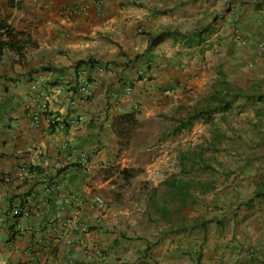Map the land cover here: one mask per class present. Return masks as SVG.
<instances>
[{"label": "crops", "instance_id": "obj_1", "mask_svg": "<svg viewBox=\"0 0 264 264\" xmlns=\"http://www.w3.org/2000/svg\"><path fill=\"white\" fill-rule=\"evenodd\" d=\"M0 20L32 41L22 55L7 50L0 61V105L10 111L0 120V171L15 173L23 160L36 165L35 175L15 178L8 196L0 182V264H264V4L0 0ZM161 33L168 36L155 42ZM196 38L199 44L187 45ZM83 69L93 85L89 98L79 94ZM132 113L142 123L135 138L187 133L220 155L204 166L212 173L201 182L203 195L189 189L181 206L169 190L157 210L170 227L141 235L107 231L113 220L91 208L85 193L86 175L118 151L115 119ZM56 115L67 120L65 131L52 123ZM135 138L126 151L139 149ZM34 144L38 155H15ZM188 157L189 170H200ZM174 177L198 184L179 175L165 184ZM45 178L78 190L82 206L52 222L45 200L57 197L43 190ZM35 191L32 216L16 232L10 204ZM170 202L179 205L171 211ZM73 212L89 231L72 228Z\"/></svg>", "mask_w": 264, "mask_h": 264}, {"label": "rangeland", "instance_id": "obj_2", "mask_svg": "<svg viewBox=\"0 0 264 264\" xmlns=\"http://www.w3.org/2000/svg\"><path fill=\"white\" fill-rule=\"evenodd\" d=\"M9 112L7 107L0 105V120L6 113L10 114ZM140 128L132 140L138 136ZM148 129L156 131V126L151 123ZM140 135L135 138L138 150L130 152L126 151L128 147H119L118 151L109 155L108 164L103 163L86 175L85 193L89 197L87 200L90 202L97 195L104 199V208L97 211L106 216V221L113 220V228L107 222L103 225L111 233L125 232L128 228L134 234L141 235L142 230L154 233L164 225L169 228L170 225L166 221L168 216L163 217L157 210V207L163 205V199L171 189L164 180L174 175L187 180L194 179L198 184L193 183L190 190L200 197L203 195V189L207 188L201 182L209 179L212 173L204 166L212 165L220 158V155L205 149L203 137L194 139L186 133L184 136L163 141L157 133L156 136H148L143 132ZM162 141L158 146L157 143ZM193 149L198 150L197 154L192 152ZM184 156L194 159L201 169L196 171L192 165L189 170V160L184 159ZM178 205L176 202H170L168 208L172 211V208ZM198 211L199 209L193 208L190 213ZM176 214L179 215L172 212L169 216L176 218Z\"/></svg>", "mask_w": 264, "mask_h": 264}, {"label": "built area", "instance_id": "obj_3", "mask_svg": "<svg viewBox=\"0 0 264 264\" xmlns=\"http://www.w3.org/2000/svg\"><path fill=\"white\" fill-rule=\"evenodd\" d=\"M238 39L241 40L244 44H246V41L242 37L238 36ZM258 47L259 49L262 50L264 48V42H260ZM80 76L82 79L81 86L79 88L80 93L79 92L76 93L72 91V95L76 96L79 93L84 98H89L93 92V85L92 82L90 81L89 73L86 69H83L80 71ZM33 121L35 124H39L40 122L39 115L33 116ZM52 123L56 124L57 128L60 131H65L68 122L62 115H56ZM69 144L70 141L66 140L63 143V147L67 148ZM40 151H41L40 147L34 144L27 147L25 150L22 148H16L15 155L19 157H23L24 154L27 152L32 153L33 155H38ZM80 157H81L80 162L82 164H86L88 161V153L86 151H82ZM49 165H50L49 161L46 160L44 162V167H48ZM35 166H36L35 164H29L26 160H23L20 163L18 170L15 171V173L0 171V182L4 186V190L2 191V193L5 196L9 195V189L12 187L16 177H23L26 175L29 176V175H33V173L35 175V171L34 172L32 171L33 167ZM42 183H43V190L45 191L46 194H55L57 197L54 203L50 199L45 200L47 213L50 214V211H52V214L50 216V220L52 222L56 221L57 219H60L61 216L71 211H74L77 205L78 207L82 206L83 200L81 199V193L78 190L74 188H69L68 191H65V183L53 182L47 178L43 179ZM35 195H36V191L32 192L22 201H16L10 204V212L14 219V227L16 229L15 230L16 232L23 231L22 221L29 219L32 216L33 213L32 208L35 201ZM88 204L90 205L91 208L100 210L104 208L105 201L101 196L97 195L92 199L91 203L89 202ZM73 213L74 216L72 218V228L76 231H85V232L89 231L91 229L90 224L83 222L79 217V213H75V212ZM38 240L40 241V238H38ZM100 258L104 260L107 258V256L104 255L103 253H100ZM6 264H25V263L9 262ZM246 264H251V263L247 262Z\"/></svg>", "mask_w": 264, "mask_h": 264}, {"label": "trees", "instance_id": "obj_4", "mask_svg": "<svg viewBox=\"0 0 264 264\" xmlns=\"http://www.w3.org/2000/svg\"><path fill=\"white\" fill-rule=\"evenodd\" d=\"M259 1L260 4H264V0ZM166 36H168L167 33L157 35L155 42H160ZM31 42L30 37L15 30L9 24L0 20V61L7 50H13L17 54L22 55L26 47L30 45ZM200 42V38H196L188 42L187 45L193 46L199 44ZM140 127L141 121L135 113L119 116L115 119L113 123V130L119 139V147L121 149L130 145L132 138ZM183 158L188 159V156H184ZM184 172L186 173V171ZM169 186L171 188L169 194H171L173 198H176V200L180 202L181 206L186 205L191 183L189 181L178 180L174 177V179L169 182ZM205 190L206 189H203V191ZM164 211L168 212L165 209Z\"/></svg>", "mask_w": 264, "mask_h": 264}]
</instances>
